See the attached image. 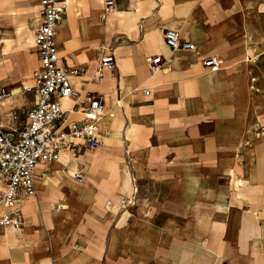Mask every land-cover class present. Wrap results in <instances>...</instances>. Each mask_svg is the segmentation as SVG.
I'll list each match as a JSON object with an SVG mask.
<instances>
[{
    "label": "crops",
    "instance_id": "1",
    "mask_svg": "<svg viewBox=\"0 0 264 264\" xmlns=\"http://www.w3.org/2000/svg\"><path fill=\"white\" fill-rule=\"evenodd\" d=\"M114 3L112 11H105L103 0H65L64 15L56 31L59 54L69 67L80 68L69 77L80 90L81 98L61 99L68 116H79L72 108L88 95L101 96L105 113L96 147L103 141L105 124L107 131L110 127L119 128L123 149L159 150L160 146L151 142L148 129L154 130V121L160 114L173 119L168 125L190 130L193 135L201 133L198 125L207 116L216 121L213 136L242 134L246 106L254 101L252 73L261 79L263 76L264 0H114ZM37 11V0H0V29L6 28L0 35L1 62L9 65L8 55L19 52L21 45L30 47L33 60L30 75L21 84L8 87L9 93L0 100V123L6 128L23 122V114L14 119L13 111L34 101V92L23 87L33 82L32 73L38 64L33 44V28L39 21ZM167 28L176 29L181 39L194 41L196 48L168 47L164 41ZM13 43L18 48L8 49ZM108 52L115 58L113 69L97 61ZM210 54L220 58V67L215 71L202 63L203 57ZM154 55H161L162 61L158 70L152 72L149 58ZM29 64L25 69L32 66ZM0 85L7 86L5 81H0ZM145 87L148 93L143 91ZM167 104L171 113L167 112ZM205 112L209 115H204ZM135 128L139 129L137 135L132 131ZM222 143L219 150L212 151H232ZM95 148L80 144L76 151L63 149L60 160L36 164V193L17 201L24 216L23 224L19 229L0 225V264H127V261L137 264L134 260L139 256L133 245L130 255L124 250L125 254L116 252L120 238L112 240V232L122 230L117 213L114 220L104 214L106 209L89 211L87 219L77 222L73 219L68 224L70 216L63 208H55L56 200L67 196L57 190L60 179L52 175L54 163L61 161L64 168L69 163L67 154H72L75 160L70 161L67 172L76 178L74 174L78 171L71 169V164L75 161L77 168L78 159L85 156L91 159V153L80 152ZM227 173L233 174V169L228 167ZM253 178H237L236 184L252 185L244 194L256 200L255 205H234L231 211L236 212L233 215L237 214L238 220L224 221V218L217 224L220 241L213 253L218 256L217 264H264V180ZM122 198L118 203L122 204ZM238 198L241 204L243 199ZM223 214L228 215V209Z\"/></svg>",
    "mask_w": 264,
    "mask_h": 264
},
{
    "label": "rangeland",
    "instance_id": "2",
    "mask_svg": "<svg viewBox=\"0 0 264 264\" xmlns=\"http://www.w3.org/2000/svg\"><path fill=\"white\" fill-rule=\"evenodd\" d=\"M5 29H0V35ZM10 31L13 32V27ZM19 47L22 48L19 52L8 55L9 65L0 60V81H5L7 88L21 84L32 71V50L25 45ZM14 48H18L15 43L8 49ZM28 62L32 66L25 69ZM261 67L262 79L252 73L254 101L246 106L242 134L213 136L216 121L207 116L198 125L201 133L193 135L190 130L168 125L173 119L160 114L154 121V130L148 129L151 142L158 144L159 150L143 147L128 150L121 147L119 128L110 127L107 131L104 124L101 144L80 152L91 153V159L86 156L84 160L78 159L77 168L75 161L71 164V169L80 175L74 174L76 178L68 175L69 163L75 160L70 153L68 166L63 168L61 161L54 163L57 166L54 165L52 175L60 179L57 190L67 196L57 199L55 208H63L70 216L68 224L73 219L76 222L87 219L89 211L106 209L104 214L111 218L117 213L122 230L112 232V240L120 238L116 252L125 254L124 250L130 255L133 245L139 256L134 260L137 264H188L189 260V264H217L218 256H213L220 241L217 224L224 218V221L238 220L239 216L233 215L236 212L231 211L234 205L256 203L244 194L252 185L246 182L237 185V178L254 176L257 181L264 180V66ZM168 107L167 104V112L171 113ZM132 131L137 135L139 129ZM141 133L145 134V130L141 129ZM222 142L233 153L212 151L219 150ZM228 167L233 169V174L227 173ZM120 197L123 204L118 203ZM238 197L243 199L241 204ZM227 209L228 215H224ZM71 210L78 215L74 216Z\"/></svg>",
    "mask_w": 264,
    "mask_h": 264
},
{
    "label": "built area",
    "instance_id": "3",
    "mask_svg": "<svg viewBox=\"0 0 264 264\" xmlns=\"http://www.w3.org/2000/svg\"><path fill=\"white\" fill-rule=\"evenodd\" d=\"M37 2L39 21L33 28V44L38 64L32 73L33 82L23 87L25 91L34 92V101L26 108L13 111L14 119L23 114V122L10 128L0 123V225L9 228H18L24 222L17 201L36 193V164L58 160L63 149L76 151L80 144L95 148L99 143L100 123L105 113L98 95H88L72 108L79 112L77 118L69 117L62 107L61 99L64 97L74 101L81 98L80 90L69 77L79 72L80 68L66 64L56 43L57 26L64 15L65 0ZM103 7L105 11H112L114 0H103ZM164 41L171 48H196L194 41L181 39L174 28L164 31ZM97 61L110 69L115 67L111 52L100 55ZM161 61V55L150 57V70H158ZM202 63L215 71L220 67V58L210 54L203 57ZM143 91L148 93V87ZM8 93L9 89L0 85V100Z\"/></svg>",
    "mask_w": 264,
    "mask_h": 264
},
{
    "label": "bare ground",
    "instance_id": "4",
    "mask_svg": "<svg viewBox=\"0 0 264 264\" xmlns=\"http://www.w3.org/2000/svg\"><path fill=\"white\" fill-rule=\"evenodd\" d=\"M28 35H29V34H28ZM27 40H30V38H29V39L27 38ZM27 40H26V41H27ZM26 41H25V42H26ZM167 46L170 47L169 45H167ZM66 151H68V150H66ZM60 158H61V157H60ZM59 160H60V159H59ZM77 173H78V172H77ZM75 174H76V172H75ZM79 175H80V173H79ZM75 176H76V175H75ZM76 177H77V176H76ZM78 180H80V179H78ZM80 181H81V180H80ZM122 199H123V198H122ZM122 199H121V203L123 204V201H124V200H122ZM109 203H110V202H109ZM14 229H19V227H18V228L16 227V228H14Z\"/></svg>",
    "mask_w": 264,
    "mask_h": 264
}]
</instances>
